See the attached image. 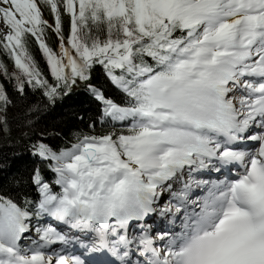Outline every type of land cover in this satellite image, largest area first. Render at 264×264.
Masks as SVG:
<instances>
[{
    "label": "snow or ice",
    "instance_id": "1",
    "mask_svg": "<svg viewBox=\"0 0 264 264\" xmlns=\"http://www.w3.org/2000/svg\"><path fill=\"white\" fill-rule=\"evenodd\" d=\"M0 57V264H264V0H0Z\"/></svg>",
    "mask_w": 264,
    "mask_h": 264
},
{
    "label": "trees",
    "instance_id": "2",
    "mask_svg": "<svg viewBox=\"0 0 264 264\" xmlns=\"http://www.w3.org/2000/svg\"><path fill=\"white\" fill-rule=\"evenodd\" d=\"M0 58L7 60L6 57H0ZM8 63H9V68L11 70V63L10 62H8ZM85 98H86V95L83 92H81L78 99L80 101H83V100H85ZM84 106L87 107L86 104ZM3 158H4V154L2 152H0V160H3ZM24 165H25L24 161H20L14 157H9L8 166L0 168V185L6 184L8 178H9V175L15 170L22 169L24 167Z\"/></svg>",
    "mask_w": 264,
    "mask_h": 264
}]
</instances>
